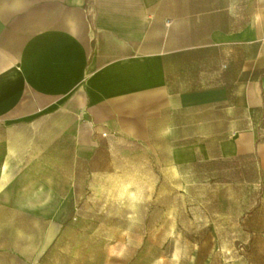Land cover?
Masks as SVG:
<instances>
[{
	"label": "crops",
	"instance_id": "0c3cea01",
	"mask_svg": "<svg viewBox=\"0 0 264 264\" xmlns=\"http://www.w3.org/2000/svg\"><path fill=\"white\" fill-rule=\"evenodd\" d=\"M100 136L161 145L173 174L252 176L264 215V0H0V209L69 220L72 179L31 154L76 161Z\"/></svg>",
	"mask_w": 264,
	"mask_h": 264
},
{
	"label": "rangeland",
	"instance_id": "374dc122",
	"mask_svg": "<svg viewBox=\"0 0 264 264\" xmlns=\"http://www.w3.org/2000/svg\"><path fill=\"white\" fill-rule=\"evenodd\" d=\"M160 146L100 136L76 161L65 143L31 154L40 180L72 179L76 207L62 225L0 209V264H264L253 177L173 174Z\"/></svg>",
	"mask_w": 264,
	"mask_h": 264
}]
</instances>
